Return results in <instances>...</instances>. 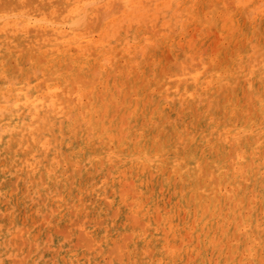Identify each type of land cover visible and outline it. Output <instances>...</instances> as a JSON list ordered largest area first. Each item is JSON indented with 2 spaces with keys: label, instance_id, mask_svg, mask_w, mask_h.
<instances>
[{
  "label": "bare ground",
  "instance_id": "bare-ground-1",
  "mask_svg": "<svg viewBox=\"0 0 264 264\" xmlns=\"http://www.w3.org/2000/svg\"><path fill=\"white\" fill-rule=\"evenodd\" d=\"M203 2L204 1H201L200 4ZM116 3L120 4V2ZM109 4H112L113 6L115 3L111 2ZM119 4L118 6L121 7ZM200 4L199 2H195L193 5L191 4L193 9L187 11V13H185V10H187L190 5H187L186 2L187 6L185 5V9H183L180 5L181 8L178 9V12L182 13L178 15L183 17L186 16L188 20L193 22H202L200 12L202 13L204 9H200ZM218 6L213 5V8L208 14L214 21L217 20L220 23V25L218 24V28H225V31L227 30L229 32V30L233 27L229 26L228 29L227 24H229V22L233 23L235 18L233 17L234 19L230 20V14L227 13L226 10L222 11L221 15L216 16L217 11L220 10V7ZM62 8V12L64 13L61 18L54 17L56 13L51 14V16L50 14H44L46 17L40 16V18L32 21H30L27 16L22 15L23 13L18 14V16L11 14L13 12H0V264H37L39 262L36 256V246L38 245L36 241L37 235L32 232V222H34V220L37 221V217L50 215L51 218L63 217L65 219L66 217L73 215L89 216L96 213V215L101 217L106 216L105 214L107 213L106 219H109V222L110 220H113L110 223L112 225V229H115L114 232L121 226L123 227L122 223H125L124 220L130 219L127 221H131V223H126L125 227L121 230L124 231L127 228H130L128 231L132 234L127 235L128 238L129 236H132V240L127 242L116 240V242L113 243V237L105 238V236L107 237V234L112 232L108 229V225L104 227H99L98 225L96 226L97 228H93V225L92 229H95V235L94 239L91 240L95 241V244L90 242L91 240L88 239L90 236H88V238L85 237L84 239L86 240L87 238L91 245H85L88 248L89 246H92L90 248L94 251L96 250V252L98 251V254L102 251L101 244H107L113 249V251H115L114 253L116 257H113V259L120 261L121 264H125V255L130 252V255L133 256L135 253H132V248L135 246L136 248L138 247V252L142 250L147 251V253L149 252L150 255L154 253V259L157 260L158 264H176L178 260L181 259L182 253L180 252L182 251L185 252L184 256L186 262L183 260L180 264H202V262H204V257L202 255L207 256L209 253H207V251H202L200 254L201 250L199 249L198 252L200 255L198 256V252H194L195 245L200 248L202 247V250L206 248L209 251L216 253L217 251H220V249L218 250V245L210 239L214 230L217 229L221 232V234H223L227 221L240 216L243 221L250 220V222L252 219L257 218L258 216L260 217V214L258 215V212L260 211H258V209H260V207L257 208L256 211L253 209L252 217H248V219L247 217L245 218L243 214H240L242 213L244 207L241 210L242 206H240V202L238 201L242 202L244 200L237 199V196L240 192H242L244 185L246 187L245 189L252 191V193L255 192L257 194L264 192V99L261 98L262 101L259 102L261 103L262 108L261 119L259 121L257 120V122L253 125H251V123L247 124L246 127L241 125L231 130H219L212 128L211 132L214 133V135H212L213 141L208 139L206 142H200L202 137L195 138V135L199 134V131H197L198 127L196 126V124H200L201 122L198 121L199 116L197 117L198 120H193L194 122L192 121L194 123H192V125L197 127L192 129L196 132V134L194 136L188 135L185 131L187 125H183L185 126L184 128L178 123L179 121L176 122L177 119H182L179 117L181 115L177 116L178 112L177 114L175 112V115L169 112V107L173 104H170L171 106L168 105V107L167 105L163 106L164 103H162L163 105L161 104V106L166 108L165 110H169L167 111L166 118L168 119V117L171 116V120L170 118L169 121H166V118L162 119L160 113L157 112L153 115V121L151 119L148 120L150 115L146 116L144 110H140L142 107L140 106L139 108V105H143L144 101L142 100L145 99L146 101L147 96L151 97V94L153 93V90H150L151 88L147 89L146 92H143L139 86H133V84L130 85V89L134 91L137 96V100L134 97L136 100H134V102H129V97L128 100L122 98L123 96H126V92L128 91L124 93L125 95L122 93L123 96L118 99L112 91L113 89H111V87H115L114 85L111 86L113 83H119V86H121L124 82V84L126 83L127 85L128 80H125V78L129 73L135 70H132L135 66H138L137 58L133 55L134 51L131 50V48L135 49L141 46L144 51H148L149 46L146 42L147 40L136 41L138 38L135 36L132 46L124 43L120 47V43L116 42L113 44V42L108 40L109 36H111V34H109L110 30H104L103 28L100 36H102L104 42H101L102 49L99 52V58L95 60L92 57L93 41L89 37L91 32H86L84 30L85 28L88 29V26H90V23L87 21L94 17L93 12H91L90 9L93 8L97 11L99 9H97L93 3H88V5H86L83 0H75V2L68 0V3L64 7L62 6ZM227 11L229 12L230 10ZM102 15L104 17V14ZM102 15L100 17L101 19ZM83 22L86 24L88 23V26L85 27L86 25L84 26ZM110 25H112V23L106 22L104 27ZM211 25L213 26L214 24L212 23ZM207 27H210V25ZM196 29H198V27H196ZM167 37L168 36L165 35L162 38L155 39L153 42L154 46L157 49H162V47L167 43L165 41H168L169 44V39ZM122 39L124 40V38ZM177 39L178 38L175 40ZM189 41H191L190 38L187 42ZM185 42L186 41H184V43ZM194 42L192 39L190 44L187 43V45H189L188 49L194 48ZM199 43L201 44L202 41ZM177 44L178 43H176V45ZM181 44L183 43L181 42ZM8 45L20 47L22 51L20 56H16V59L19 60L18 63H20L17 64V68H13L10 65L9 59L15 55L18 49ZM195 47L197 46L195 45ZM73 48H75V51L76 49L78 50L75 56H72ZM185 48L188 50L187 47ZM194 50L197 51L198 49L194 48ZM138 51L140 52V50ZM164 51L168 54L166 49ZM164 51L160 54L163 55ZM117 52H120L124 57L125 71L129 72L127 73V76H124V78H120L119 74L118 78H114L116 70L114 69L113 71V69H110V66L115 61ZM153 52L152 54H154ZM198 52H202V50H199ZM195 53L197 52L194 51V54ZM167 54L163 56L168 59L170 57H168L169 55L166 56ZM161 55H159L158 58H160ZM200 56L202 55L200 54ZM191 57L194 59L193 54ZM166 58L163 57L162 60L164 59L163 61L165 62ZM167 59L165 63L169 61V59ZM207 59L208 57L205 61ZM171 60L172 59H170L169 62H171ZM26 62L29 64L27 65ZM175 62L176 64H174ZM177 62L178 59L177 61H172V66L175 65V67L177 66L176 68L179 69V62L178 65ZM162 63L163 62H160L161 65ZM165 63L163 65H165ZM194 63L196 65L197 61ZM143 64L145 65V63ZM115 65L117 67V64ZM147 65L148 64H146V67H149V65ZM95 66L99 68V72H97L98 70L95 69ZM90 68L91 71H97H90L89 76L91 74L94 76L91 75L92 77L90 76L87 79L83 78V80L86 81L89 79L94 81H91L92 84L90 81H87V83L89 82L88 84H91V86L85 88L81 85L82 81L81 84H79L78 78ZM160 68L161 70L163 69L162 73H165V71L168 73V68L164 69V66L163 68ZM160 68L156 71L158 72L157 77L156 75L154 76L157 80L160 75L159 72L161 73ZM188 70L185 72L188 73ZM146 71H148V69ZM126 72L124 73L125 75ZM174 72L175 74L177 73L176 69ZM174 72H169L168 75H174ZM189 72H193V70ZM144 73H142V76ZM136 74L132 76L133 78L131 77L133 81L137 78L135 77L137 76ZM96 75H98V79ZM154 77L152 76V79ZM192 77L193 75L191 77L189 76L188 79H191ZM95 78L98 81L94 80ZM131 79L129 80L131 81ZM143 80L144 79H141V82ZM173 80H176V78ZM95 81L99 83L100 88L98 87L97 89L98 84ZM172 81L170 82L172 83ZM137 83L139 85L141 84L140 81ZM187 84L189 83L185 82V85ZM201 84L203 83L201 82ZM168 86L169 84L167 85V88H165V91L167 92V103L173 102L174 98L180 96L189 99L188 101H191V99L196 97L194 96L195 93L191 94L190 88L187 86H185L183 90L179 91H177L178 86L177 88H170ZM158 87L160 89V84ZM158 87H156V89ZM127 88L128 87H126V90ZM117 89L119 90V87L116 88V91L119 92ZM156 89L154 91H156ZM208 89L206 91H208ZM149 91L152 92L150 95L144 94H149ZM164 93L162 92V95L159 94L161 99L165 98ZM144 96H146V98H143ZM149 99L150 98H147V100ZM208 99L209 98L206 100ZM119 100H121L120 103H118ZM183 102H185V100ZM207 103L208 102H206V105ZM153 105L151 106L152 109L154 106L156 107L157 104ZM148 109L149 108H147V110ZM152 109L148 110L149 113H151ZM115 110L120 111L119 114L117 113L118 115L115 113L117 112ZM180 110L183 109L180 108ZM190 111V114L193 113L192 109ZM168 112L171 115H169ZM115 114L116 116L123 114V116H120L119 119L114 116ZM143 114H145V116H143ZM256 114L257 112L255 115ZM172 115L177 117L175 121H173ZM124 116L128 117L129 121L130 119H136V121L132 122L136 123L128 125L125 122L126 120L123 119ZM196 116L197 115L194 116L195 119H197ZM231 117L233 118V116ZM142 119L143 121L145 120L144 122L142 121L143 123L141 122ZM183 122L182 124L185 123ZM190 126L191 124L188 125L187 128ZM241 135L244 136L242 137V140L238 138ZM214 137L220 141H216L219 142L218 146L220 147L216 148L217 151L215 152L211 151V148L216 145V143H213ZM228 139L236 140L239 143L243 141L242 143H244L241 144L244 145L245 150L243 152H237L233 162L232 157L234 155H232V153L231 159L229 158L231 162L228 161L229 159L228 156H226V153L224 158L221 155V145L223 147V144L226 141H229ZM248 141H250V143H248ZM232 142L230 143L229 141L227 143L230 146V144H233ZM233 145L234 146L231 147V150L234 149L235 143ZM180 149L182 151H180ZM212 149H215V147ZM228 149L230 151V148ZM181 155L185 156L183 157ZM205 158H207L210 162L209 165L211 168L209 169L216 171L213 175L220 177V184L223 182L224 185H229V188H225L223 193H220V190V192L218 191V195L213 194L216 192L212 193V190H216L217 184L215 183L220 180L215 181L217 178L214 176H212V178H215H213V180L210 177V182L213 181L215 185L211 182L207 186V182L205 183V186L203 185L204 187L201 188V183L199 185L197 182V171L208 169L204 167H202L203 169H200L202 164L199 165V161L202 159L205 160ZM223 159H225L227 163H225ZM206 163L203 165H206ZM209 169L208 173L211 174V170L209 172ZM186 171L192 175V178L190 179L193 180L187 184L186 188L189 190L188 193L184 192L181 182L174 185V180L172 181V174H174V172L180 174ZM216 173H218V175ZM205 175H207L206 171ZM201 176L204 175H199V177ZM212 185L215 186V188L213 186L214 189L211 188ZM112 194L115 196H112ZM215 195L220 196V199H215ZM245 195L247 196V193ZM247 197L246 199L249 198ZM190 202L195 203V206L194 204L193 206L191 204L193 212L192 210L189 211L190 206L188 207V205ZM256 204L259 205L258 203ZM252 205L255 204L253 203ZM185 206L187 207V213H191L193 217L188 216L189 213L186 214L184 213L185 211L182 212ZM261 208H264V202H262ZM249 210H251V208ZM74 218L76 217L74 216ZM87 219H89V217ZM238 219L237 222H239ZM72 220L70 221L73 222ZM76 220H79V223H81L82 219ZM76 220L72 224H74ZM103 220L105 219L103 218ZM96 221L99 222L97 218ZM259 221L260 220H258L257 223H259ZM234 222L232 221L231 223ZM237 222L234 223L235 226L238 224ZM195 223L196 226L198 225L197 223H202V226L200 224L199 226L208 234L203 239L202 236L204 237V234L206 233L200 230L204 234L200 238L198 236V238H194L195 240L198 239L197 242L195 240L191 242L190 238L193 234H191L190 231L194 228L190 226L191 229L189 230L188 226L189 224ZM229 223L230 222H228V224ZM257 223L255 225H257ZM72 224L70 223V225ZM55 225L57 226V224H54L53 226ZM66 226L69 227V225ZM142 226L147 227V234L144 238L136 234L139 227ZM239 226L241 225L239 224ZM232 227L235 229L234 226ZM232 229L230 226L229 230L233 231L234 229ZM83 230L84 229H82V231ZM142 230L145 231L144 228H142ZM230 231H227L225 235H232V232ZM56 232L59 233L61 231ZM84 232H87V229H85ZM118 232L119 231H117V233ZM189 232L190 237L187 236ZM219 232H217V234ZM243 232L245 235V230ZM64 233L67 234V231ZM76 233L78 234V232ZM87 234L88 233L85 235L87 236ZM122 234L120 233L119 238L124 240L125 238L122 237ZM194 234L197 235L198 232ZM221 234L218 236H222ZM231 235H229L230 238H232ZM244 235L242 236L244 237ZM41 237L44 238L42 235ZM225 237H223L225 240L229 238L226 237V239ZM82 238L83 236L81 237V240ZM248 238L249 236L247 239ZM255 239L256 237H254V239L252 237L251 240ZM177 242H180L181 245H179V247L182 246L181 250L180 248L178 249ZM85 245L83 244V246ZM247 246L250 245L246 244L244 247ZM261 246L262 242L260 248L258 249L259 251ZM74 247L75 246H73V248ZM90 248L88 250H90ZM107 248L108 247L105 249ZM54 249L56 254V248ZM87 249L84 247V250ZM57 250H59L58 247ZM113 251H111V253ZM186 251L194 252L195 255L192 253L194 256L187 258L186 256H189L190 254L186 255ZM260 253L262 252L260 251ZM94 255L97 254L94 253ZM230 255L232 256L233 254ZM208 257H206L207 260L211 258ZM258 257L259 256H257L258 261L256 260V262L261 264L260 260L262 259ZM47 260L50 259L46 258V261ZM213 260L216 262L215 259ZM223 260H226V258ZM132 261L130 262L134 263ZM211 262L210 264H214V262ZM88 263L90 264V262ZM232 263L233 262H231V264ZM91 264H115V262L110 260L108 263H102L95 260ZM262 264H264V262H262Z\"/></svg>",
  "mask_w": 264,
  "mask_h": 264
},
{
  "label": "rangeland",
  "instance_id": "rangeland-1",
  "mask_svg": "<svg viewBox=\"0 0 264 264\" xmlns=\"http://www.w3.org/2000/svg\"><path fill=\"white\" fill-rule=\"evenodd\" d=\"M57 1H59V0H8V1L0 0V12H5V13L6 12H8V13L13 12V13H11L13 15H18V14L23 13L22 15L27 16L30 19V21L37 19V18H40V16H45V15H49V14L51 16V14H55V13L57 16L55 15L54 17L61 18L62 14L64 13V12H62L63 11L62 6L64 7L68 3V0H63V1L60 0L59 2H57ZM71 1L75 2V0H71ZM83 1L86 3V5H88V3H93L97 7V9H99L98 11L93 9V8L90 9L91 12H93V16H94L92 19L87 21L88 23H90V26H88V23L86 24L83 22L84 26L86 25L85 27L88 26V29L85 28L84 31H86V32L90 31L91 32L89 34V37L93 41L92 57L95 60H97L99 58V54H100L99 52L102 49L101 42L102 43L104 42L102 36H100L101 30L103 28H104V30L105 29L110 30L109 34H111V36H109L108 40L113 42V44L116 42L120 43V47L124 43H127L128 45L132 46V44L134 43L135 36H137V38H138V40H136V41H140V40L146 41L147 40L146 42L149 46L148 51H146V50L144 51L141 48V46H139L135 49L131 48V50L134 51L133 55H135V58H137L138 66H135L132 69V70L135 69L134 71L137 70L136 72L132 71L134 73H132V72L129 73V72L125 71L124 57L121 55L120 52H117V56L115 57V61L110 66L111 68L110 67L109 68L111 70L113 69V71H114V69L116 70L115 74H114L115 77L113 76L114 78H118L119 75H120V78H124V76H127V73H129L128 76L125 78V80H128L127 85H126V83L124 84V82L122 83L121 86H119V83L118 84L113 83L111 85V86L114 85L116 88L119 87V90L117 89L119 92L116 91L115 87L113 88L110 86L111 89H113L112 91L114 92V94L117 96L118 99L121 98V96H123L122 93L124 94L126 91H128V92H126V96H123L122 98L127 99V100L130 98L128 100L129 102H134L135 99L137 100L136 93L130 89V85H132V84H133V86H139V88H141L143 90V92H146V90L149 88H151L150 90H153L152 91L153 93L150 91H149V94L144 93L146 95H150L152 93L151 97L147 96V98H150L149 99L150 102H149V100H147L146 96H144L143 98H146V101H145V99H143L142 100V101H144V103L142 102L143 105L142 104L139 105V108H140V106L142 107L140 110L141 111L144 110L146 116L150 115L148 120L151 119L153 121V119H154L153 115L156 114V112L160 113L162 119H165L167 117L166 114H167V111H169V110H170L169 112L172 114H174L175 112L177 114V112H178L177 116L181 115L179 117L182 119L181 120L177 119L176 122L179 121L178 123L181 124L182 126L183 125L188 126L190 124H191V126H193V127L190 126L191 128L190 127L187 128V126L185 128V126H183L185 128V131L187 132V134L194 136L196 134V132H194V130H192V129L198 127L197 131H199V134H196L195 138L202 137V139H200V142H206L208 139L213 141L212 135H214V133L211 132L212 128L219 129V130L220 129L231 130V129L239 127L241 125L244 127H246L247 124H250V123H251V125H253L255 122H257V120L259 121L261 119L262 108H261V103H259V102L262 101L261 98L264 99V96H262V95H264V0H218V1L217 0H127V1L126 0H86V1L83 0ZM90 1H93V2H90ZM115 1L120 2V4L116 3ZM201 1H204V2L200 4ZM108 2L109 3H111V2L115 3L116 6H115V4H113V6H112V4H109ZM186 2H187V5H190V6L187 8V10H185L186 11L185 13H187V11L193 9V6L191 7V4L193 5V3H195V2H199L200 9L201 10L204 9L202 11V13L200 12V17H202L201 18L202 22H193V21L188 20L186 18V16L183 17V16L178 15V14L182 13V12H178V9L181 8V6L183 9H185ZM207 3H209V4H207ZM118 4L121 7H119ZM60 5H61V7H60ZM213 5H217V6L220 5V6H218V7H220V10L217 11L216 16L221 15L222 11L226 10V12L230 14V17H229L230 20L235 18L233 20V23L232 22L230 23L229 21H227V22H229V24H227L228 29H229V26L233 27L232 29L229 30V32L227 30H226L227 31L226 32L225 28H223V27H222L223 29L218 28L220 23L217 20L214 21L213 18L208 14L209 11L213 8ZM190 7H191V9H190ZM57 8H58V10H57ZM112 8H113V10H112ZM11 10H13V11H11ZM227 10H230L231 12L230 11L228 12ZM116 11H118V12H116ZM101 13L104 14V17ZM101 15H102V19L100 18ZM106 22H110V23H112V25L104 27ZM227 22H225V23H227ZM212 23L214 24L213 26L211 25ZM208 25H210V27H207ZM196 27H198V29H196ZM172 29H173V31L174 30L175 31L173 32ZM165 35L168 36L167 38L169 39V44H168V41H165L167 43L162 47V49L161 48L157 49L153 44L154 40L157 38L158 39L162 38ZM122 38H124V40ZM176 38H178V39L175 40ZM189 38L191 39V41H192V39H193V42L195 41L193 46L195 49H198L197 51L194 50V48L188 49L189 45H187V43L190 44V42H191V41L187 42L189 40ZM184 41H186L187 43L186 42L184 43ZM201 41H202V43L200 44L199 42H201ZM181 42L183 44H181ZM176 43H178V44L176 45ZM196 43H198V44H196ZM195 45L197 47H195ZM198 45H199V47L201 46L200 49H199ZM8 46L15 47V46H11V45H8ZM178 46H181V47H178ZM183 47L184 48L187 47L188 50H186V48L184 49ZM15 48L18 49L17 52L15 53V55L13 57H11L9 59V63L13 68H17V64H20V63H18L19 60L16 59V56H20V54L22 53L20 47H15ZM164 48L166 49V51H168V54H167V52L164 51L165 50ZM73 50H72V56H75V54H77L78 50L76 49V51H75V48H73ZM138 50H140V52ZM153 50H154V52H153ZM199 50L200 51L202 50V52H198ZM163 51H164L163 55H165V54H167L166 56L169 55L168 56V57H170V58H168L169 61H170V59H172L171 62L167 61V63H165L167 58L160 54ZM194 51L197 52L198 54L197 53L194 54ZM152 52L154 54H152ZM174 52H176V53H174ZM93 53H95L96 55ZM199 53L202 56H200ZM192 54L194 56V59L191 57ZM159 55H161L160 58H158ZM162 56L164 58H166L165 62L163 61L164 59L162 60V58H163ZM207 57H208V59L205 61V59ZM119 58H121V59H119ZM149 58H151V59H149ZM179 58H180V60H179ZM156 59H157V61H156ZM177 59L179 62V65H178V62H177V65H178L180 70L178 68H176L177 66L176 67H175V65L172 66L173 65L172 61H174V60L177 61ZM181 59L184 60L185 63ZM194 60L197 61L196 65L194 63L195 62ZM160 62H163L162 65L160 64ZM199 62H200V64H199ZM143 63H145V65ZM164 63H165V65H163ZM170 63H172V64H170ZM26 64L28 65L29 63L26 62ZM115 64H117V67ZM146 64H148L149 67H146ZM158 64H159V66H158ZM174 64H176V62ZM142 65H144V66H142ZM180 65H181V68H180ZM182 65H183V67H182ZM192 65H193V67H192ZM140 66H142V67H140ZM163 66H164V69L168 68L167 69L168 73L174 72L175 69H176L177 73L175 74V72H174V75H171V74L168 75V73L165 70H164L165 73H162L163 69L161 70L160 67L163 68ZM95 67H93V68H95ZM121 67H123L124 69ZM155 67H157V68H155ZM185 67H187V68H185ZM190 67H192V68H190ZM149 68H151V69H149ZM159 68L161 70V73L159 72L160 75H159L158 80H157L156 77L158 75V72H156V71L159 70ZM188 68H189V70H188ZM95 69L98 70L99 68L96 67ZM145 69L146 70L148 69V71H146ZM205 69H207V70H205ZM97 70L91 71V68L87 69V71L82 76H80L78 78L79 84H81V81H82L81 85H83L85 88L90 87L92 84L91 81L92 82H94V81L89 79L87 81H90L91 84H88L89 82L87 83V81L83 80V78L87 79L88 77H90L92 75L91 74L89 76L90 71L96 72ZM117 70H118V72H117ZM182 70H183V73H182ZM187 70H188L189 74L187 72H185ZM191 70H193V72H189ZM122 71H125L126 75L124 74L125 72H122ZM196 71H197V73H196ZM97 72H99V70ZM144 72L145 73L147 72L148 74L146 73L147 74L146 75ZM150 72H152V73H150ZM136 73H138V74H136ZM142 73H144L143 76H142ZM178 73L181 75H179ZM198 73H200V74H198ZM135 74L137 75V76H135L137 78L134 77L135 80L133 81V79H131V77L134 76ZM187 74L190 77L193 75V77L191 79L190 78L188 79L189 76ZM155 75H156V77H154ZM92 76H94V75H92ZM96 76L98 79V75H96ZM152 76L155 78V80H154V78L152 79ZM196 76H197V78H196ZM177 77H179V78H177ZM175 78H176V80H173ZM97 79L95 78L94 80L98 81ZM129 79H131V81ZM141 79H144V80L141 82ZM84 81H86V82H84ZM138 81H140V83H141L140 85L137 83ZM170 81H172V83ZM121 82H122V80H121ZM185 82H187L189 84L185 85ZM201 82L203 84H201ZM96 83L98 84L97 89H98V87L100 88L99 83L98 82H96ZM159 84H160V89L158 87ZM168 84H169L168 87H170V88H177V86H178L177 91L183 90V88L185 86H187L190 88L191 94L195 93L194 96H196V97L191 99V101H188L189 99L180 96V97L174 98L173 102L167 103V100H166V98H167L166 93L167 92L165 91V88H167ZM208 85H209V87H208ZM126 87H128L127 90H126ZM156 87H158V88L156 89ZM194 87H196L197 89ZM241 87H242V89H241ZM155 89H156V91H154ZM207 89H208V91H206ZM174 90H176V89H174ZM132 92H134V93H132ZM162 92L163 93L165 92L164 93L165 94L164 99L163 98L161 99V96H159V94H161ZM132 94H134V95H132ZM129 95H131V96H129ZM157 96H159L160 98ZM134 97H135V99H134ZM207 98H209V99L206 100ZM157 99H158V101H157ZM155 100H156V102H155ZM184 100H185V102H183ZM120 101L121 100H119L118 103H120ZM181 101H182V103H181ZM206 102H208L207 105H206ZM162 103H164V105ZM153 104L154 105L157 104L156 107ZM161 104L163 106L167 105V107H168V105L171 106L173 104L172 105L173 108L171 106V107H169V110H165L166 108L161 106ZM152 105L154 106L153 109L151 107ZM147 108H149L148 110L152 109L151 113H149ZM177 108H179V109H177ZM180 108L183 110H180ZM191 109L193 110L192 112L194 114L191 113L193 115H191L189 113V111ZM157 110H159V111H157ZM179 110H180V112H179ZM115 111H117V112H115ZM115 111L114 112L116 114L117 113L119 114V112H120L119 110H115ZM256 112H257L256 115H258V116L255 115ZM170 113H169V115H171ZM116 114L114 116L117 118H119L120 116L121 117L123 116V114H120V116H116ZM145 114H143V116H145ZM195 115H197L196 118L199 116L198 117L199 120H198V118L195 119V117H194ZM200 115H203V116H200ZM237 115H238V117H237ZM231 116H233V118ZM170 117H168V119L166 118V121H169ZM172 118H173V121H175L177 117L172 115ZM203 118H204V120H203ZM123 119L126 120V121L125 120L124 121L128 125L136 123V122L132 123V122L136 121V119L135 120L130 119V121H129L128 117H126V116H124ZM184 119H185V121H184ZM170 120H171V118H170ZM193 120H198L199 122L200 121L201 122H200V124H196V126H197L196 127V126L192 125V123L194 122ZM142 121H143V119L141 120V122ZM182 122L184 124H182ZM195 122H197V121H195ZM242 137H244V136L241 135L238 138L242 140L243 139ZM228 140L230 141V143L232 141H233L232 142L233 144L235 143L234 149L235 148L236 149L231 150L232 149L231 147H233L234 145L230 144V146H229V144L227 143L229 141H226L223 144V147L220 144L221 149H222L221 155L224 158L225 153H226V156H228V159L229 158L231 159V156L234 155L232 157V162H233L235 160V154L237 152H243L245 150L244 145H242L244 143H242L243 141L239 143L233 139H228ZM216 141H219V139H215V137H214L213 143H216V145L214 146L215 149H212L214 147L211 148V151H213V152L217 151L216 148L220 147V146H218V143L220 141L219 142H216ZM248 143H250V141H248ZM226 147L230 148V151ZM223 148L224 149L226 148L225 149L226 151ZM236 150H238V151H236ZM180 151H182V150L180 149ZM231 153H232V155H231ZM181 156L184 157L185 155H181ZM225 159H227V158H225ZM225 159H223V160L225 163H227L225 161ZM230 159L228 160L229 162H231ZM203 160L204 159L199 161V165L202 164L200 169L202 167L208 168V169L211 168L209 165L210 164L209 160L207 158H205L204 161ZM202 161H203V163H202ZM205 163L207 166L203 165ZM208 169H204L203 171L198 170L196 173V176H197L196 178H198L197 182L199 183V185L201 183V185H200L201 188H203L205 186V183L208 182V184H207V186H208L209 183L213 182V181L210 182V180H211L210 177L212 178V176H214L213 173H215L216 171L209 169V172L211 170V172H210L211 174H209ZM205 171L207 172V175H205ZM216 174L218 175V173H216ZM199 175H204V176H201L202 177L201 178V177H199ZM172 177H173L172 181L174 180L173 181L174 185L181 182L182 187L184 189V192L185 193L189 192V190H187L186 187H187V184L189 182H192L193 180L190 179V178H192V175L188 171L180 173V174L177 172L176 173L174 172V174H172ZM204 177H206V178H204ZM207 177H208V179H207ZM214 177H216V176H214ZM213 178H212V180H213ZM216 178L217 179L214 178L215 181L220 179L219 176ZM204 180H206V181H204ZM172 181H171V183H172ZM201 181L203 182V184ZM220 182H221V179L215 183V184H217L216 190L215 191L212 190V193L213 192H216V193H213V194L218 195L220 191H221L220 193H223L225 188H229V185L228 186L224 185L223 182L220 184ZM213 184H214V182H213ZM214 185H212L211 188H213ZM214 188H215V186H214ZM245 188L246 187L244 185L242 192H240L239 195L237 196V199L244 200L242 202L237 200L238 202H240L239 203L240 206H242L241 210L244 207V209L242 210V213H240V214H243V216H245V218L247 217V219H248V217L249 218L252 217L253 209L256 211L257 208L260 207V209H258V211L259 210L261 211V212L260 211L258 212V215L260 214V217L258 216L257 218H255L256 221H255V219H252L250 222V220L249 221H243V219L240 218L241 217L240 216V217L233 218L232 220L227 221V223H226L227 227L225 225L224 230H223L224 232L221 230L223 232V234H221V232H219L217 229L214 230V233L211 234L210 239L213 240L218 245V250L220 249V251H217L216 253L209 251L205 247H204L205 249L202 250L201 249L202 247L200 248L197 245H195V251L194 252H198L200 249L201 250L200 254L202 253V251H207V253H209L207 256L202 255L204 257L203 258L204 262H202V264H207V263L210 264V262L213 259L216 260V262H214V260L212 261V262H214V264H220V263L231 264V262H233L232 264H236V263L237 264H247V263L248 264H258V262H256L257 256H259L258 258L262 259V260L259 259L261 261V264H262V262H264V247H262V246H264V208H261V204H262V202H264V192L256 194L255 192L252 193V191H249L248 189L246 190ZM246 193L250 199L245 195ZM112 196H115V195L112 194ZM238 197H241V198H238ZM246 197L248 199H246ZM242 198H244V199H242ZM215 199L219 200L220 196H216ZM258 199H259V201H258ZM245 200H247V201H245ZM253 203L255 205H252ZM256 203H258L259 205H257ZM191 204H192V206H193V204L195 206V203L190 202V204L188 205V207L190 206L189 211L192 210V212H193V208H192ZM250 208L252 211L249 210ZM186 209H187V207L185 206V208H183L182 212L185 211L184 213L188 214L189 212L187 213ZM96 214H92L89 216L73 215L70 217H66L65 219L63 217L51 218L50 215H46L44 217H37V221L34 220V222H32V225H33L32 232L37 235L36 241H37L38 245L36 246L37 247L36 248V253H37L36 256H37V260L39 261L37 264H43V263L44 264H69V263L70 264H84V263L89 264L88 262H90V264H91L95 260L102 262V263H106V262L108 263V262H110V260H112V262H115V264H121L120 261L113 259V257H116V255L114 253L115 251H113V249L110 246H108L107 244H105V245L101 244L102 251L99 252L100 255L98 254V251L96 252V250L94 251L93 249L90 248L92 246H89L90 250H88L89 248L86 247V245H89V244L91 245V243L95 242V241L91 240V239H94V235H95V233H94L95 229H92L93 225H94L93 228L98 226V225H99V227H104V226L108 225L109 226L108 229L112 232L110 234H107V237L105 236V238H108V237L112 238L113 237L112 238L113 243H115L116 240H122L123 242H127L129 240H132V236H129V238L127 237L128 234L132 235L131 232L128 231V229H130V228H127L124 231L121 230L122 228L125 227L126 223H131V221L128 222L130 219L124 220L125 223H122L123 227L121 226L119 229H117L114 232L115 229H112V225L110 223L113 220H110V222H109V219H106L107 213L105 214L106 216H102L105 220H103V218L101 216L96 215ZM247 215H249V216H247ZM74 216L76 218H74ZM98 216H99V218H98ZM188 216L191 217L192 216L191 213H189ZM88 217H89V219H87ZM96 218L99 220V222L96 221ZM238 218L241 219L242 221L239 220ZM76 219H80V220L82 219L81 223H79V220H76ZM100 219H102V220H100ZM237 219L239 222L240 221L241 222L240 223L237 222ZM70 220H72L73 222L76 220V222L74 224H72L73 222H71ZM258 220H260L259 223H257ZM232 221L233 222L235 221L234 223L237 222L238 224L235 226L234 223H231ZM52 222L54 224H57V226L56 225L55 226L59 230H57L56 227L53 226L54 224ZM59 222H60V224H59ZM64 222H65V224H64ZM100 222H102V223H100ZM107 222H109V223H107ZM228 222H230V223L228 224ZM70 223L72 225H70ZM92 223H94V224H92ZM256 223H257V225H255ZM61 224H62V226H61ZM197 224H198L197 226H196V223L195 224H189V226H188L189 230L191 229L190 226H192L194 228L190 231L191 234H193L192 237L190 238L191 242H193L195 240L194 238H198V237L200 238L204 233H206V234H204V237L202 236V238L204 239L208 234L207 232H204L205 230L203 228L201 229V227L199 226V224L201 225L202 223H197ZM239 224L241 226H239ZM66 225H69V227ZM252 225H253V228H252ZM230 226H231V229L233 228L232 226H234L235 229L233 228L234 230L232 229L233 231H230L229 230ZM237 226H239V227H237ZM70 228H73L74 230L70 229ZM142 228H144L145 231L142 230ZM146 228H147L146 226L139 227L136 234L140 237H143V238L146 237V234H147ZM62 229L65 231H63ZM82 229H84V230L87 229V232H84V230L82 231ZM89 229H91V230H89ZM248 229L249 230L252 229V230L249 231ZM258 229H259L260 233L258 232ZM68 230H69V232H68ZM200 230H202L204 233ZM226 230L232 232V235L229 234V235H231L232 238H230L229 235H225L227 232ZM242 230L243 231L245 230L246 236L243 234L244 232ZM43 231H44V233H43ZM56 231H61L62 233L61 232L58 233ZM66 231H67V234L64 233ZM117 231H119V232L117 233ZM76 232H78V234ZM190 232L188 233L187 236L190 235ZM196 232H198L199 235L198 234L195 235L194 233H196ZM217 232H219V233L217 234ZM86 233H88L87 236L85 235ZM89 233H90V235H89ZM120 233L121 234L123 233L122 237L126 239V240L124 239L125 241L122 238H119ZM124 233L126 234V237H125ZM220 234L222 236H218ZM248 234H250V235H248ZM41 235L44 236V238L41 237ZM49 235H52V236H49ZM112 235H115V236H112ZM242 235H244V237ZM82 236H83V238L81 240ZM88 236H90V238H88ZM225 236L229 237L230 239L228 238L229 239L228 240ZM248 236H249V238L247 239ZM85 237H87L89 240H91L90 241L91 243L88 242L87 238L85 240L84 239ZM223 237H225L227 240L223 239ZM252 237H253V239H254V237H256L257 240L256 239L251 240ZM197 240L198 239H196L195 241L197 242ZM40 241H41V243H40ZM249 241H250V243H249ZM255 241H258V242H255ZM260 241L262 242V246L260 249V251L262 253H260V251L258 250L260 248V245H261ZM245 242H246V244L250 245L251 247L250 246L244 247V246H246ZM81 243H83L84 245L86 244V245L83 246V244H81ZM226 243H227V245H226ZM79 244H80V246H79ZM177 244H178V249L180 248V250H181L182 246L179 247V245H181L180 242H177ZM73 246H75V247L73 248ZM57 247L59 248V250H57ZM84 247L86 249L87 248L88 249L84 250ZM106 247H108L110 249H108V248L105 249ZM54 248H56V251H57L56 254H55ZM246 248L247 249L249 248V249L247 250ZM137 250H138V247L136 248L134 246L132 248V253H135V254H133V256H131L130 252H129L128 254L125 255L126 256L124 259L125 261L123 260L125 262V264H129V263L130 264H140V263L141 264H158L157 260L154 259L155 258L154 253L150 255L149 252L147 253V251L141 250L140 252H138ZM139 250H140V248H139ZM111 251H113V252L111 253ZM80 252H82L83 255ZM194 252L186 251V255L190 254L189 256H186V257L187 258L193 257L195 255ZM51 253H53V254H51ZM94 253L97 255H94ZM180 253H182L181 259L178 260V262L176 264H178V263L180 264L183 260L185 261V256H184L185 252L182 251ZM192 253H194V255H192ZM212 253H213V255H212ZM220 253H222V254H220ZM197 254H198V256L200 255L199 252ZM230 254H233V255L231 256ZM255 254H256V256H255ZM44 255H45V257H44ZM77 255H78V257L76 258ZM103 255H105V256H103ZM138 255H139V257H138ZM205 255H206V253H205ZM85 256H86V258H85ZM208 256L211 258H209ZM238 256H239V258H238ZM134 257L136 260L134 259ZM206 257H208L209 259L207 260ZM222 257H223V259L226 258V260H223ZM46 258L50 259V260H47L48 263L46 261ZM137 258H138V260H137ZM187 258H186V260H187ZM51 259L53 260V262ZM67 260H68V262H67ZM147 260H148V262H147ZM130 261H132L134 263H131ZM250 261H252V262H250Z\"/></svg>",
  "mask_w": 264,
  "mask_h": 264
}]
</instances>
